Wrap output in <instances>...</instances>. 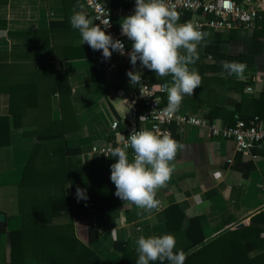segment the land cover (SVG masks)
I'll use <instances>...</instances> for the list:
<instances>
[{"label":"crops","instance_id":"1","mask_svg":"<svg viewBox=\"0 0 264 264\" xmlns=\"http://www.w3.org/2000/svg\"><path fill=\"white\" fill-rule=\"evenodd\" d=\"M74 9L91 19L81 0H0V119H9L11 131L10 145L4 146V124H0V211L6 214V224L0 226V264L12 259L10 233L20 230L24 217L34 211L28 202L33 196L20 185L32 152L45 142L38 136L62 134L63 138L46 143L66 141L70 148L84 149L78 159L90 174L97 175L107 169L109 158L90 156L93 146L116 142L127 134L129 98L138 88L131 85L127 73L138 71L153 84L166 86L161 99L168 104L171 76L157 77L139 62L133 68L129 56H112L109 67L100 68L101 51L83 44L79 31L70 25ZM205 33L207 46H198V59L189 66L200 74L202 84L193 96L184 97L176 112L212 122L211 115L213 122L225 126L236 117L258 116L264 122V18L254 30ZM131 45L128 42L130 51ZM221 61L246 64L245 79L222 77ZM115 120L122 121L121 132L111 137ZM168 130L180 147L171 162L174 173L157 193L160 207L147 213L135 205L124 207L117 198L118 206L107 219L100 214L70 218L78 239L87 244L92 221L100 232L93 248L105 258L104 254L118 259L114 244L128 236L135 249L141 235L165 234L175 237L177 251L185 248V233L193 219L198 220L206 241L241 224L261 230L264 238V150L255 147L243 154L232 139L212 138L206 129L174 123ZM66 221L58 220L62 225ZM262 252L263 248L251 256ZM24 264L39 263L30 255Z\"/></svg>","mask_w":264,"mask_h":264},{"label":"clouds","instance_id":"2","mask_svg":"<svg viewBox=\"0 0 264 264\" xmlns=\"http://www.w3.org/2000/svg\"><path fill=\"white\" fill-rule=\"evenodd\" d=\"M77 7L82 6L78 4ZM179 19L180 14L165 0H135L134 14L125 17L120 24L121 34L132 42L127 55L133 68L139 62L157 77L171 76L167 97L169 114L178 111L184 97L193 96L202 84L200 74L189 66L198 59V46H207L208 33L198 30L190 21L178 23ZM70 25L79 31L83 44L86 43L93 51H102L105 60H110L113 52L121 56L126 54L123 42L114 40L99 25H94L83 11L74 9ZM221 67L222 77L234 75L237 79H245L246 64L221 61ZM127 76L131 85L142 86L140 72L129 71ZM178 147L180 145L169 134L157 136L149 130L133 129L124 146L111 151L116 162L110 166V180L116 188L115 196L124 202V207L135 205L147 213L160 207L157 193L174 173L171 162ZM129 148L133 151L131 162ZM76 197L78 202L87 200L85 190L80 188L76 189ZM176 243L172 234L147 238L141 235L136 241L137 264H154L157 261L159 264L165 261L168 264H185L186 255L182 250L175 251Z\"/></svg>","mask_w":264,"mask_h":264},{"label":"trees","instance_id":"3","mask_svg":"<svg viewBox=\"0 0 264 264\" xmlns=\"http://www.w3.org/2000/svg\"><path fill=\"white\" fill-rule=\"evenodd\" d=\"M104 1L108 6L125 8L135 4V1L128 0ZM190 20L191 15L185 13L178 22ZM95 73L94 70V77ZM209 117L213 122L211 115ZM1 123L4 124V146H8L11 134L9 119L2 118ZM38 138L45 142L32 152L20 185L33 196L28 202L34 211L24 217L20 230L10 233L12 259L9 264H24L30 255L39 264H137L138 254L131 244V236L124 242H115L114 248L120 253L115 263L93 248L100 240V232L94 225L88 228L85 244L76 235L74 220H70L98 214L107 219L109 212L118 206V197L113 189L115 185L110 180V166L116 158L111 155L107 169L93 175L78 159L84 154V149L70 148L66 141L46 143L63 138L62 134L40 135ZM128 157L131 162L133 157L130 154ZM77 188L85 190L87 200L77 201ZM63 218L68 220L64 225L58 222ZM260 233L261 230L251 226L239 227L206 241L198 220L193 219L185 233L188 246L178 251L185 253V264H264V252L251 256L252 252L264 249V238ZM154 264H159V261Z\"/></svg>","mask_w":264,"mask_h":264},{"label":"built area","instance_id":"4","mask_svg":"<svg viewBox=\"0 0 264 264\" xmlns=\"http://www.w3.org/2000/svg\"><path fill=\"white\" fill-rule=\"evenodd\" d=\"M81 1L86 6L94 25H99L114 40L123 42L126 53L123 57H127V53L130 52L128 42L131 41L121 34L120 24L125 17L134 14L135 5L125 8L118 5L108 6L104 0ZM165 3L169 7H174L180 14H191L190 22L194 23L202 32L206 30L230 31L238 28L254 30L258 20L264 18V0H243L241 3H237L235 0H165ZM115 55L121 56L119 53L113 52L112 56ZM97 62L102 70L109 67V60H105L102 51L97 56ZM141 82L142 86L138 85L137 90L129 98L130 111L124 121L127 126V134L116 142L110 140L105 145L93 146L90 156L106 160L111 156V151L114 148L124 146V141L133 129L137 131L149 130L155 135L161 136L167 134L168 127L174 123L181 127L206 129L212 138L232 139L236 143L237 151L243 154H248L255 147L264 150V122L260 117L256 116L250 119L236 117L234 124L225 126L217 122H210L200 115L185 116L177 112L169 114L167 105L161 99L162 94L167 92V87L155 85L142 75ZM141 117L145 119L141 120ZM121 124V120H115L111 124V137L121 132ZM127 151L133 157L132 149L129 148ZM261 195L264 203V181Z\"/></svg>","mask_w":264,"mask_h":264},{"label":"water","instance_id":"5","mask_svg":"<svg viewBox=\"0 0 264 264\" xmlns=\"http://www.w3.org/2000/svg\"><path fill=\"white\" fill-rule=\"evenodd\" d=\"M6 224V214L0 211V226H5ZM241 227L243 224L240 225Z\"/></svg>","mask_w":264,"mask_h":264},{"label":"rangeland","instance_id":"6","mask_svg":"<svg viewBox=\"0 0 264 264\" xmlns=\"http://www.w3.org/2000/svg\"><path fill=\"white\" fill-rule=\"evenodd\" d=\"M90 218V217H89ZM93 219V218H92ZM89 226H93V224H92V221H91V224L89 225ZM96 249V248H95ZM96 251L98 252V250L96 249ZM99 253V252H98ZM105 256H106V258H109V259H111V260H113V262H115L116 263V258H114V257H111V256H109V255H106V254H104Z\"/></svg>","mask_w":264,"mask_h":264}]
</instances>
